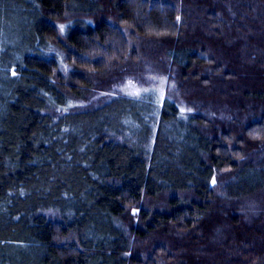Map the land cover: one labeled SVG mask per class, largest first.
<instances>
[{
	"label": "trees",
	"instance_id": "16d2710c",
	"mask_svg": "<svg viewBox=\"0 0 264 264\" xmlns=\"http://www.w3.org/2000/svg\"><path fill=\"white\" fill-rule=\"evenodd\" d=\"M132 38L214 116L152 94L64 111ZM261 145L264 0H0V264H264Z\"/></svg>",
	"mask_w": 264,
	"mask_h": 264
},
{
	"label": "rangeland",
	"instance_id": "374dc122",
	"mask_svg": "<svg viewBox=\"0 0 264 264\" xmlns=\"http://www.w3.org/2000/svg\"><path fill=\"white\" fill-rule=\"evenodd\" d=\"M131 41L133 48L131 56L135 53L133 57L128 56L129 58L124 63L114 65L104 74L96 75L94 82L96 90L86 98L72 97L70 107L64 111L86 110L119 95L142 97L146 94H152L156 103H162L165 98L178 103L183 116H214L209 111L206 112L205 109H202L206 103H194L196 92L191 91L189 85L184 83L183 76L178 70L176 71L174 66L166 64L162 56L161 59L158 54L155 55L157 52L155 51L157 50L156 44L148 39L132 38ZM214 111H216L220 121H225L223 119L227 109L215 105ZM235 118H237L235 120L243 122L242 125L251 121V118ZM256 152L257 155L264 157V145L259 146ZM217 174L214 176L216 182L215 184L212 183L211 186L218 195L223 194L225 186L231 181L229 178L232 173L220 171ZM147 205L151 206V203L147 201L142 204L144 208H148ZM132 213L135 216L136 224H138L139 209H134Z\"/></svg>",
	"mask_w": 264,
	"mask_h": 264
},
{
	"label": "snow or ice",
	"instance_id": "6c2138e0",
	"mask_svg": "<svg viewBox=\"0 0 264 264\" xmlns=\"http://www.w3.org/2000/svg\"><path fill=\"white\" fill-rule=\"evenodd\" d=\"M178 19H179V18H178ZM63 29H64V26H63V25H60V30L63 31ZM13 75H15V72H13ZM215 182H216V181H215V178L213 177V179H212V183L215 184Z\"/></svg>",
	"mask_w": 264,
	"mask_h": 264
}]
</instances>
